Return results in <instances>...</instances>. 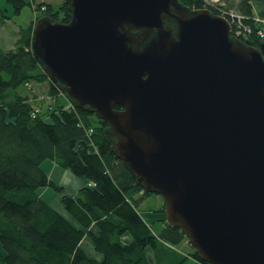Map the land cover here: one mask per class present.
<instances>
[{"label": "water", "instance_id": "1", "mask_svg": "<svg viewBox=\"0 0 264 264\" xmlns=\"http://www.w3.org/2000/svg\"><path fill=\"white\" fill-rule=\"evenodd\" d=\"M65 3L69 22L33 29L49 80L107 125L117 159L201 261L264 264V43L177 0Z\"/></svg>", "mask_w": 264, "mask_h": 264}, {"label": "trees", "instance_id": "2", "mask_svg": "<svg viewBox=\"0 0 264 264\" xmlns=\"http://www.w3.org/2000/svg\"><path fill=\"white\" fill-rule=\"evenodd\" d=\"M7 2L16 16L30 7L38 14L35 22L43 16L52 22L70 20L65 1ZM208 2L177 0L182 7L219 15ZM233 6L245 17L243 27L234 30V35L241 33L235 38L259 47L264 40L257 35L249 0H237ZM9 16L0 8V23L11 20ZM34 21L19 27L14 48L0 49V264H183L188 257L176 248L184 242L197 264H207L179 229L164 222L155 235L144 223L138 207L151 194L115 156L107 125L75 108L49 80L32 51ZM44 83L51 98L57 101L61 95L65 102L38 108L26 85ZM47 161L83 179L86 186L73 196L63 194L42 169ZM45 188L62 195V212L40 197L39 190ZM85 237L98 258L81 247ZM147 250L155 262H149Z\"/></svg>", "mask_w": 264, "mask_h": 264}, {"label": "rangeland", "instance_id": "3", "mask_svg": "<svg viewBox=\"0 0 264 264\" xmlns=\"http://www.w3.org/2000/svg\"><path fill=\"white\" fill-rule=\"evenodd\" d=\"M65 0H36L37 3H51V4H61ZM237 0H221L226 6L231 8L232 10L236 9L233 4L236 3ZM212 7H215L214 5H211ZM0 8L5 9L8 11L9 17L11 20H5L4 22L0 23V49L1 50H9L14 48V45L19 38V27L20 26H27L29 23L33 22L34 19L38 16V14L34 13L33 10L30 7H25L22 9L21 13L19 15H14L13 9L8 4L7 0H0ZM216 8V7H215ZM44 17V16H43ZM40 17V18H43ZM39 18V19H40ZM264 21V20H263ZM35 22V21H34ZM36 23V22H35ZM26 89L31 92L35 97L32 100L35 105H38L37 107L42 106L46 107L47 105H51L53 103H64L65 98L61 95L57 98V101H55L54 98H51L48 94V85L47 83L44 84H27ZM60 101V102H59ZM49 161L44 162L42 164V169L48 173L47 165H49ZM49 174V173H48ZM50 177L55 180V182L58 184V178L56 175L50 173ZM39 195L42 197V199L45 200V202H48L52 204L53 199H56L57 194L53 192L49 188H45L42 190H39ZM162 208L158 206V204H162ZM161 208V209H160ZM160 209V210H159ZM138 210L142 212L143 214L157 211L158 213L163 216V222H165V215H164V202L160 196L151 194L146 196L142 202L141 205H139ZM166 223V222H165ZM192 264V263H189Z\"/></svg>", "mask_w": 264, "mask_h": 264}, {"label": "crops", "instance_id": "4", "mask_svg": "<svg viewBox=\"0 0 264 264\" xmlns=\"http://www.w3.org/2000/svg\"><path fill=\"white\" fill-rule=\"evenodd\" d=\"M249 4L251 8V16L256 17L260 20H264V0H249ZM47 169L49 171L48 172L49 174L47 173L49 179L52 180L56 185L60 186L62 188V193L65 195L73 196L80 189L86 186V181L80 178H76L69 171L63 170L62 168H60L53 162H50L49 165H47ZM50 173L57 176L58 184L55 182L54 179L50 177L51 175ZM61 196L62 195L57 194L56 199H53V202H52V205L54 206V208L60 212H62V206H61V201H60ZM158 206L162 208L163 203L158 204ZM159 210L148 212L145 214H143L142 212L138 210L144 223L153 231L155 235L158 234L164 228L163 216L158 214V213H161L159 212ZM81 247L87 253V255L98 258V255L95 253L93 246L87 237H85L82 240ZM176 250L182 255L188 257L183 264H189V263L197 264V262L192 257H190L192 253V249L187 244V242L182 243L180 246L176 248ZM146 256L149 262L151 263L155 262V257L151 250H147Z\"/></svg>", "mask_w": 264, "mask_h": 264}, {"label": "built area", "instance_id": "5", "mask_svg": "<svg viewBox=\"0 0 264 264\" xmlns=\"http://www.w3.org/2000/svg\"><path fill=\"white\" fill-rule=\"evenodd\" d=\"M209 5H214L216 7V9L218 10V12L220 13L219 15L217 16H220L222 18H225L230 26H231V32H232V35L234 37L238 36L239 34H241L240 32L237 34V35H234V30H237L240 28V27H243L244 25V20H245V17L236 13L235 11H233L232 9H228L227 6L221 2V0H209ZM252 20L254 23H257L258 26H259V29L257 31V35L258 37L261 39V40H264V21L263 20H260L256 17H252ZM244 31H246L247 33L250 32L249 28L248 27H245L244 28ZM37 111L34 112V114L36 113ZM33 114V115H34ZM92 133V130L90 129L89 130V134Z\"/></svg>", "mask_w": 264, "mask_h": 264}, {"label": "flooded vegetation", "instance_id": "6", "mask_svg": "<svg viewBox=\"0 0 264 264\" xmlns=\"http://www.w3.org/2000/svg\"><path fill=\"white\" fill-rule=\"evenodd\" d=\"M116 109H120L119 107H116Z\"/></svg>", "mask_w": 264, "mask_h": 264}]
</instances>
